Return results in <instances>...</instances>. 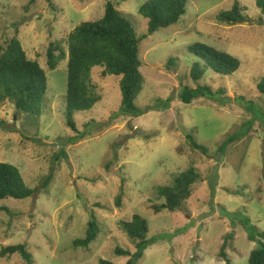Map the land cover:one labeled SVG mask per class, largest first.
I'll use <instances>...</instances> for the list:
<instances>
[{
  "label": "rangeland",
  "instance_id": "rangeland-1",
  "mask_svg": "<svg viewBox=\"0 0 264 264\" xmlns=\"http://www.w3.org/2000/svg\"><path fill=\"white\" fill-rule=\"evenodd\" d=\"M107 1L127 15L137 36L147 32L148 20L139 13L147 0H0V45L17 36L28 57L44 68L48 83L36 126L12 102L0 101V119L6 122L0 127V161L16 165L34 189L26 198L0 200V249L25 243L31 264H99L101 258L126 264L136 246L124 223L138 213L148 222L147 237L158 238L138 264H248L257 242L243 218L264 231V94L257 89L264 75V15L256 0H187L176 23L142 39L143 87L135 103L151 108L138 118L121 110L120 76L102 77L94 67L92 81L101 99L92 110L74 114L85 137L71 142L68 137L76 132L64 114L67 62L49 69L46 50L79 23L101 18ZM235 1L246 6L250 20L218 21V13ZM196 42L240 60L234 73L208 68L198 82L224 89V106L178 98L183 86L197 84L190 69L199 58L188 49ZM240 96L244 100L238 103ZM167 99L172 100L162 106ZM188 133L207 153L192 147ZM238 134L221 152V143ZM190 167L199 174L190 198L175 211L155 212L152 206L165 201L158 186L171 184ZM92 216L99 226L96 239L74 246ZM0 264L28 263L15 253L0 257Z\"/></svg>",
  "mask_w": 264,
  "mask_h": 264
},
{
  "label": "trees",
  "instance_id": "trees-1",
  "mask_svg": "<svg viewBox=\"0 0 264 264\" xmlns=\"http://www.w3.org/2000/svg\"><path fill=\"white\" fill-rule=\"evenodd\" d=\"M256 5L264 15V0H256ZM187 0H147L139 7V13L147 18V32L137 36L136 29L131 20L122 14L116 3L107 1L105 11L96 21H83L75 26L68 34L59 40L51 41L46 50V63L49 69H55L58 64L67 62V83L64 98V114L67 127L76 133L68 137V141L75 142L85 137L77 127L74 114L93 109L101 99L92 81L94 67L101 69L102 77L109 75L120 76L121 110L123 114L135 118L144 115L151 107H139L135 101L143 87V75L140 72L142 60L140 58V43L142 39L153 34L161 27H168L176 23L186 12ZM246 6L235 1L231 8L218 13V21L226 24H242L248 22L250 17L245 13ZM65 44V45H63ZM189 51L199 60L194 61L190 69V77L196 82L195 87L185 85L178 93V98L185 103H191L200 98L213 100L220 105H226L224 89L214 91L209 85H199L198 82L205 75L208 68L222 75H230L240 67V60L234 55L217 49L202 42L189 46ZM257 89L264 94V75L257 83ZM48 83L45 70L38 60L29 58L22 42L17 36L12 37L6 45H0V101H10L18 114L27 115L31 125L36 126V117L42 113V104L46 99ZM172 99L162 100L161 105H168ZM244 100L243 96L235 99L238 103ZM247 101L246 105L253 108ZM33 119H31V118ZM6 122L0 119V127ZM250 129V128H249ZM248 132L247 129L241 133ZM240 135H230L220 145L224 152L227 145ZM187 138L195 149L207 153V148L199 143L194 135L188 133ZM61 155L65 154L61 150ZM59 159V156H56ZM199 174L190 167L175 176L168 185H160L157 190L159 196L164 198L160 205L154 204L155 212L163 209L175 211L181 207L192 194V186ZM48 181V180H47ZM46 181V183H47ZM31 189L21 175L20 169L5 161H0V200L6 198L22 199L32 195ZM116 205L121 206L120 196ZM7 210V209H6ZM11 214V211H9ZM244 226L251 231L249 237L256 241V246L249 252L248 264H264V231L251 223L248 217L243 218ZM85 237L76 238L74 246L87 247L98 235L97 219L92 216L88 221ZM129 239L135 242L136 250L131 254L126 264H138L144 255V250L157 241V237H147L149 226L147 220L135 213L132 219L124 223ZM225 243L221 248V255L225 256ZM19 254L28 264L32 258L25 243L4 246L0 249V257ZM116 253H128L117 249ZM226 257V256H225ZM99 264H114L101 258Z\"/></svg>",
  "mask_w": 264,
  "mask_h": 264
}]
</instances>
